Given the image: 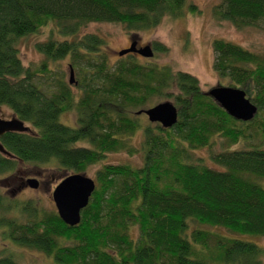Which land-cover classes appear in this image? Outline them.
I'll return each instance as SVG.
<instances>
[{"label":"trees","instance_id":"trees-1","mask_svg":"<svg viewBox=\"0 0 264 264\" xmlns=\"http://www.w3.org/2000/svg\"><path fill=\"white\" fill-rule=\"evenodd\" d=\"M186 5L187 0H0V104L30 127L0 136L11 152H0V173L14 171L19 161L83 172L108 151H135L129 137L143 129L142 163H103L77 224L64 222L56 208H39L29 199L12 203L0 193L4 210L27 213L26 219L0 215L6 236L64 263L264 264L255 241L207 227L264 234V56L229 40H213L215 69L258 106L252 119L240 120L205 93L194 74L140 61L133 51L110 63L103 36L79 35L90 21L147 28L165 14L181 15ZM213 10L237 26L260 22L264 27V0H220ZM48 23L64 37L37 42L45 57L38 65H25L19 40ZM155 48L166 49L159 43ZM66 55L77 72L78 97L63 72L50 66ZM155 96L170 97L177 106L170 127L139 120L136 110L154 104ZM70 109L76 111V125L60 119ZM214 134L249 144L212 152V163L194 156L195 148L210 146ZM133 225L135 238L129 232ZM0 264L22 263L2 255Z\"/></svg>","mask_w":264,"mask_h":264},{"label":"rangeland","instance_id":"rangeland-1","mask_svg":"<svg viewBox=\"0 0 264 264\" xmlns=\"http://www.w3.org/2000/svg\"><path fill=\"white\" fill-rule=\"evenodd\" d=\"M219 1L187 0V5L181 15L165 14L155 25L143 29H129L123 23L115 21H90L80 29L79 35L94 32L103 36L105 39L103 47L110 63H115L121 56L118 54L120 49L128 47L130 41L136 40L140 46L150 44L154 51L153 56L150 57L135 54L140 61L148 60L158 65H169L174 70L188 71L198 78L203 90H207L217 83L235 85L231 84L232 81L228 76L220 75L214 67L213 40L215 38L229 40L264 56V27L260 22L237 26L230 20L217 18L213 7ZM189 2L194 4V10L188 8ZM49 37L62 39L64 36L59 34L53 23H48L40 26L36 32L29 33L19 40V55L25 65L35 66L42 61L45 55L37 49L36 43L46 41ZM157 43L164 45L166 49H156L155 44ZM69 61L70 58L66 55L50 62V66L63 72V77L67 83L70 72ZM74 76L77 79L76 69H74ZM70 84L76 93V97H78L81 89L76 84ZM155 98V103L165 99L172 101L170 97L160 99L155 96ZM14 114L7 104H0V116L9 118ZM138 114L142 124L148 121L145 113ZM60 119L69 125H76L75 109L63 111ZM25 123L29 124L28 122ZM142 133V126H139L129 137L130 144H133L135 148L137 147L135 151L128 152L125 149L108 151L99 161L87 165L83 172L94 178L97 169L106 162H127L131 165H140L143 160L140 148ZM251 141L258 142L259 140ZM84 142L80 141L79 143ZM247 144L249 142L243 139L238 142H227L221 135L214 134L210 146L195 148L192 153L194 156H203L207 162L212 163L209 157L212 152L221 149H240L246 147ZM71 171L72 169L54 164L35 166L28 162L19 161L14 171L0 173V193L6 198V201L12 203L29 199L39 208L47 210L56 208L52 199V190ZM29 177L38 179L39 185L36 188L27 184L26 179ZM4 214H10L20 219L27 217L26 212L20 215L18 208L15 207L5 210L0 207V215ZM207 227L221 235L255 241L263 249L264 261V234H241L222 226ZM129 232L130 236L135 238L138 234L137 226H131ZM2 255H10L22 264H81L79 262L64 263L37 247L18 243L6 236L0 227V256Z\"/></svg>","mask_w":264,"mask_h":264},{"label":"water","instance_id":"water-1","mask_svg":"<svg viewBox=\"0 0 264 264\" xmlns=\"http://www.w3.org/2000/svg\"><path fill=\"white\" fill-rule=\"evenodd\" d=\"M136 51L145 57L153 56L154 51L150 44L137 46V41L132 40L128 47L118 51L119 55ZM68 81H75L74 70L70 67ZM216 102H218L231 116L240 120L252 119L258 111L247 91L240 86L217 83L207 90ZM137 113H145L148 120L159 122L164 127L173 125L178 117L177 106L169 99L158 101L148 107L136 110ZM30 127L17 115L9 118L0 116V136L7 131H25ZM0 152L10 155L11 152L5 148L0 140ZM26 182L31 187H37L39 181L36 177H29ZM95 188V179L84 172H71L65 175L53 188L52 199L56 210L62 220L70 225L77 224L81 218V210L88 203Z\"/></svg>","mask_w":264,"mask_h":264},{"label":"flooded vegetation","instance_id":"flooded-vegetation-1","mask_svg":"<svg viewBox=\"0 0 264 264\" xmlns=\"http://www.w3.org/2000/svg\"><path fill=\"white\" fill-rule=\"evenodd\" d=\"M131 43V41L129 42V44ZM137 46H140V44L137 42ZM134 53H136V54H140V53H138V52H136V51H133ZM141 55V54H140ZM142 56V55H141Z\"/></svg>","mask_w":264,"mask_h":264}]
</instances>
